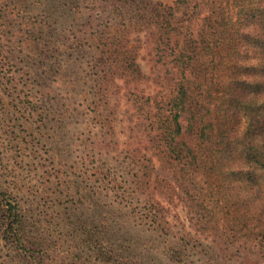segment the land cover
<instances>
[{
  "label": "trees",
  "instance_id": "16d2710c",
  "mask_svg": "<svg viewBox=\"0 0 264 264\" xmlns=\"http://www.w3.org/2000/svg\"><path fill=\"white\" fill-rule=\"evenodd\" d=\"M142 50L162 75L142 72ZM8 62L32 87L38 112L63 119L54 130L80 113L105 128L93 141L90 127L68 126L63 152L78 167L63 197L111 200L110 214L142 227L157 250L148 247L144 261L123 255L135 243L119 235L118 219L74 235L78 253L67 261L53 256L46 239L56 229L28 222L17 185L0 176V240L16 264H219L247 244L264 256V0H0V64ZM125 99L143 123L140 143L120 142L106 120ZM5 100L0 90L7 114ZM178 193L195 233L183 225L174 239L165 233ZM75 221L61 220L63 233Z\"/></svg>",
  "mask_w": 264,
  "mask_h": 264
},
{
  "label": "rangeland",
  "instance_id": "374dc122",
  "mask_svg": "<svg viewBox=\"0 0 264 264\" xmlns=\"http://www.w3.org/2000/svg\"><path fill=\"white\" fill-rule=\"evenodd\" d=\"M196 14L202 18L206 14L204 5L199 4ZM140 67L145 75H162L165 68L149 61L145 56L144 50L141 52ZM21 71L19 66L8 62L5 65L0 64V90L4 102H9V108L12 109L5 114L2 111L3 107L0 103V176L7 179L9 183H14L18 187V194L16 195L21 202L22 214L28 222H36V226L40 231L49 232L47 227L52 226L56 229V235L48 236L46 244L51 250L53 256L58 255L60 259L67 261L70 259V253H78L74 248V235H78L80 240L83 239L81 230L95 229V231H106L102 220H106L110 225H116L118 219L119 223L116 228L119 230V235L124 239H131L135 245H131L129 249H124L123 255L138 257L141 261L147 258L148 247L156 250L152 246L146 244L148 241V233L142 228L129 223L125 217L115 216L110 214L112 202L111 200H101L97 197H91L90 200L80 199L78 197L66 198L63 197V184L68 181L67 173L75 178L77 173L76 167L72 166L71 162L67 161L66 154L63 152L68 148L69 139L67 138L68 126L70 130L76 134L88 127L91 128L89 134L94 141L100 135L105 137V128L98 126V123L92 119L93 115L82 116L80 113L73 120H68L66 128L57 127L58 120H63L55 117L53 114L47 115L45 118L41 112H38V107H42L33 102L31 93L32 87L28 83L21 80ZM148 91L147 87L142 84V87ZM153 88V86H152ZM127 101L120 102V110L116 116H109L107 121L114 119V127L117 128L118 140L124 141L126 136H132L133 143H140L143 138L142 122L138 115H135L131 107H126ZM16 107H29V111L18 112ZM15 108V110H14ZM126 112V113H125ZM92 119V120H91ZM130 127L133 128V133H129ZM101 128V131L99 130ZM129 130V131H128ZM89 131V129L87 130ZM55 141L57 150L60 153L59 159H53L48 153L51 152V143ZM80 166V165H79ZM59 171V173H57ZM53 172L56 174L51 175ZM165 177L170 178L166 173L161 172ZM179 194V199L175 198V206L167 214V221L171 231L165 233V237L170 236L174 239L180 237V227L185 226V230L194 234V229L189 228L187 214L180 200L182 197ZM39 202L42 208L36 204ZM131 203V202H130ZM141 204L132 200L133 205ZM123 205H127L126 201H122ZM38 209V211H36ZM72 218L79 224L78 227H71L69 233H63V226L61 220ZM74 218V219H73ZM116 219V221H115ZM100 226V228H97ZM187 228V229H186ZM132 230V231H131ZM103 238L112 237L111 232H104ZM197 238L203 244H208L204 240V236L197 235ZM113 238V237H112ZM76 241V243L80 242ZM118 245H121L118 243ZM122 246V245H121ZM125 248L129 246V242L123 245ZM228 249V254L224 261L219 264H264V256L260 255L256 250L251 248V245H240L239 248ZM219 250V249H218ZM157 251V250H156ZM151 256H159L153 250H150ZM83 257L86 254L82 252ZM61 260V261H62ZM93 260V259H92ZM94 261V260H93ZM95 260V264L98 263ZM191 263L194 261L201 264L198 257L190 258ZM16 264L17 257L14 251L4 247L0 240V264Z\"/></svg>",
  "mask_w": 264,
  "mask_h": 264
}]
</instances>
